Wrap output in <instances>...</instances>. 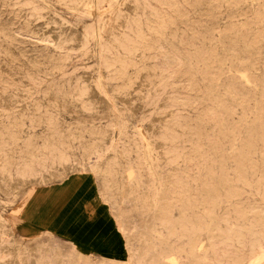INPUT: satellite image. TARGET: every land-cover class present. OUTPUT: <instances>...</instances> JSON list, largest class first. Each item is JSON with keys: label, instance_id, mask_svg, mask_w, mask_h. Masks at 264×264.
Wrapping results in <instances>:
<instances>
[{"label": "rangeland", "instance_id": "374dc122", "mask_svg": "<svg viewBox=\"0 0 264 264\" xmlns=\"http://www.w3.org/2000/svg\"><path fill=\"white\" fill-rule=\"evenodd\" d=\"M60 1L0 0V264L6 230L75 264L124 263L114 208L153 260L251 261L264 249V0ZM97 165L155 207L112 187L103 200Z\"/></svg>", "mask_w": 264, "mask_h": 264}, {"label": "bare ground", "instance_id": "6f19581e", "mask_svg": "<svg viewBox=\"0 0 264 264\" xmlns=\"http://www.w3.org/2000/svg\"><path fill=\"white\" fill-rule=\"evenodd\" d=\"M60 1V0H59ZM192 1V0H191ZM61 2V1H60ZM196 2V0H195ZM201 3V2H200ZM213 3V2H212ZM77 4V3H75ZM135 4V3H134ZM198 4V3H197ZM199 6V5H198ZM201 6V4H200ZM211 6V5H209ZM208 6V7H209ZM245 6V5H244ZM195 7V6H194ZM202 7V6H201ZM205 7V6H204ZM193 8V7H192ZM191 8V9H192ZM197 8V6H196ZM211 9V7H209ZM225 8V7H224ZM242 8V7H241ZM244 8V7H243ZM175 9V8H174ZM201 9V8H200ZM248 9V8H247ZM196 10V9H195ZM202 10V9H201ZM226 10V9H225ZM210 11V10H209ZM216 11V10H215ZM194 12V11H193ZM205 12V11H204ZM196 13V12H195ZM198 13V12H197ZM206 13V12H205ZM208 13V12H207ZM215 13V12H214ZM178 14V13H177ZM220 14V13H219ZM53 15V14H52ZM214 15V14H213ZM222 15V14H221ZM217 16V14H216ZM185 17V16H184ZM207 17V16H206ZM185 19V18H183ZM116 25L118 27H120L121 25L119 23H116ZM253 25V24H252ZM135 26V25H134ZM174 27V26H173ZM176 27V26H175ZM58 35L56 32L53 33ZM208 34V32H207ZM224 35V34H223ZM230 35V34H229ZM239 35V34H238ZM246 35V34H245ZM52 37H56L55 35H51ZM207 36V35H206ZM221 36V35H220ZM233 36V35H232ZM122 37V36H121ZM200 37V36H199ZM231 37V36H230ZM24 38V37H23ZM125 38V37H124ZM236 38V37H235ZM221 39V38H220ZM239 39V38H238ZM242 39V38H241ZM240 39V40H241ZM189 40V39H188ZM222 40V39H221ZM239 41V40H238ZM54 43V42H53ZM212 44V43H211ZM225 46V44L223 45ZM249 46V45H248ZM240 47V46H239ZM245 47V46H244ZM105 48V47H104ZM111 48V47H110ZM213 48V47H212ZM244 49V48H243ZM251 49V48H250ZM257 49V48H256ZM214 50V49H213ZM220 50V49H218ZM255 50V49H254ZM123 52V51H122ZM213 52V51H212ZM239 52V50H238ZM232 53V52H231ZM242 53V52H241ZM209 54V53H208ZM228 54V53H226ZM238 54V53H237ZM254 55V54H253ZM226 56V55H225ZM235 57V56H234ZM251 57V56H250ZM220 58V57H218ZM242 58V57H241ZM194 60V59H193ZM231 60V59H230ZM218 61V60H217ZM195 64V63H194ZM247 64V63H246ZM250 64V62H249ZM245 65V64H244ZM241 67V66H240ZM254 68V67H253ZM251 68V69H253ZM247 69V68H246ZM217 70V69H216ZM218 71V70H217ZM219 73V72H218ZM226 75V74H225ZM231 75V74H229ZM209 76V75H208ZM212 76V75H211ZM259 76V75H258ZM204 77V76H203ZM214 77V75H213ZM212 77V79H213ZM217 77V76H216ZM230 77V76H229ZM209 79V78H208ZM215 79V78H214ZM252 79V78H251ZM229 80V79H228ZM260 81V80H258ZM214 82V81H213ZM252 82V81H251ZM208 83V81H207ZM258 83V82H257ZM211 84V83H210ZM257 85V84H256ZM248 87V86H247ZM227 88V87H226ZM259 88V87H258ZM233 89V88H232ZM231 89V90H232ZM261 89V88H260ZM236 90V89H235ZM238 91H236L237 93ZM240 93V92H239ZM241 94V93H240ZM240 96V95H239ZM253 96V95H252ZM245 97V96H244ZM249 97V95H248ZM247 97V98H248ZM246 98V97H245ZM16 100V99H15ZM243 100V98H242ZM17 101V100H16ZM106 101V100H105ZM251 101V100H250ZM252 102V101H251ZM49 103V102H48ZM257 106V105H256ZM224 112V111H223ZM258 112V111H257ZM213 115V114H212ZM19 116V115H18ZM255 124V123H254ZM144 133V132H143ZM258 136V135H257ZM143 138V137H142ZM144 140V139H143ZM148 147V146H146ZM151 147V146H150ZM251 150V149H250ZM150 151V150H149ZM86 164L84 163L83 166H85ZM66 164L62 163L59 167H57L58 171L54 173V171H52L48 176H42L41 178H34V180L32 181L33 184H36L38 182H45L47 180H51V179H55L56 177H58L61 174H65L66 172ZM97 166H95L92 169H89L90 172H92L95 176H102V174L104 173V169L103 168H97ZM86 168V167H85ZM81 169L80 164H75V170L79 171ZM250 171V170H249ZM133 174V172H132ZM106 175V174H104ZM127 176V175H126ZM104 178V183L102 185L101 191H104V188L109 189V188H113L116 190V192L121 196V197H125L129 194V191H132V196L133 199H138L139 202L141 203L142 207L149 210L151 209V207H155L152 205V201L150 199H147L145 197H142V195L139 193L138 189L136 188H131V187H125V186H116L114 187V183H112V178H107L105 179V176H102ZM132 177V176H131ZM130 177V178H131ZM25 178V177H24ZM31 181L30 178H18L16 179L11 185H10V189L11 190H17V189H21L22 186L27 182ZM105 192V191H104ZM107 196H109V194L107 195V193L105 192V194H102L103 200L107 201ZM128 197V196H127ZM110 199V198H109ZM119 199V198H118ZM111 202V201H110ZM113 203V202H112ZM115 204V203H114ZM129 204V203H128ZM156 214L155 216L157 218H161V216L158 214L160 212V208L156 207ZM165 215L162 217V219H166V213H164ZM111 215L113 217L114 220V226L115 229L123 235L124 240H125V247L127 249L128 252V257L127 260L124 263H113L112 261H110L108 264H166V259H161V258H155L154 260L152 259V257L150 255L145 256V253H143V250L145 249V247L143 248L142 251L138 252L136 250H133L132 245H131V241L133 239H136L135 236L131 237V235L129 234L130 231V225L128 224V221L126 220L124 213L121 212V210L119 209H112ZM159 215V216H158ZM162 215V214H161ZM5 222L2 221L0 223V226H4ZM4 235L7 236V238L9 237V255L11 257V264H24L26 260L30 259L33 261L32 264H43V261L47 258V256H50V261L51 264H75L74 261H72V259H70V255L68 253V249L62 246H58L55 249H52V243L51 241H49L48 243L44 244V245H39L38 243H33V244H29V245H25L23 244L21 241L14 239V237H12V235L10 234L9 230H6L5 233H2ZM52 234V233H51ZM50 234V235H51ZM39 237V236H38ZM35 239V238H34ZM138 240V239H137ZM145 251V250H144ZM64 257H66L68 260L67 263H64L63 259ZM154 258V257H153ZM170 258V257H169ZM264 261V249H261L259 253L255 254L254 258L247 262L246 264H260V262Z\"/></svg>", "mask_w": 264, "mask_h": 264}, {"label": "snow or ice", "instance_id": "6c2138e0", "mask_svg": "<svg viewBox=\"0 0 264 264\" xmlns=\"http://www.w3.org/2000/svg\"><path fill=\"white\" fill-rule=\"evenodd\" d=\"M111 241V236L106 234V233H101L97 238L96 242L100 245L103 246ZM122 258V257H121Z\"/></svg>", "mask_w": 264, "mask_h": 264}]
</instances>
